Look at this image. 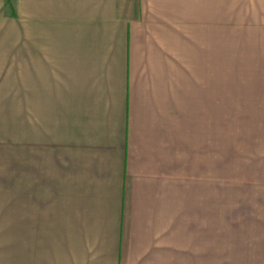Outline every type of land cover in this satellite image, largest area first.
Returning <instances> with one entry per match:
<instances>
[{"label":"crops","instance_id":"1","mask_svg":"<svg viewBox=\"0 0 264 264\" xmlns=\"http://www.w3.org/2000/svg\"><path fill=\"white\" fill-rule=\"evenodd\" d=\"M16 1L28 141L27 169H12V264H210L225 39L196 14L212 0H0V19Z\"/></svg>","mask_w":264,"mask_h":264},{"label":"rangeland","instance_id":"2","mask_svg":"<svg viewBox=\"0 0 264 264\" xmlns=\"http://www.w3.org/2000/svg\"><path fill=\"white\" fill-rule=\"evenodd\" d=\"M211 6L196 18L199 21L205 13L210 36L221 34L225 39L227 116L224 136L213 141L210 264H238L239 248L254 249L260 262L264 261V38L260 26L253 32V24L261 23L262 11H253V0H212ZM26 7V1L5 2L0 19V264H12L13 258L12 169H27Z\"/></svg>","mask_w":264,"mask_h":264}]
</instances>
